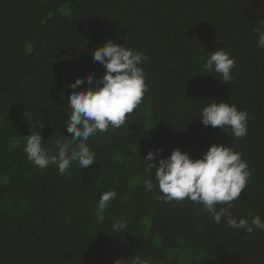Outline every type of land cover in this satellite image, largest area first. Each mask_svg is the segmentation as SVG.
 Returning a JSON list of instances; mask_svg holds the SVG:
<instances>
[{"label":"trees","instance_id":"1","mask_svg":"<svg viewBox=\"0 0 264 264\" xmlns=\"http://www.w3.org/2000/svg\"><path fill=\"white\" fill-rule=\"evenodd\" d=\"M262 20L264 0H0V264H131L135 255L150 264H264V231L213 223L187 199L166 202L143 161L150 151L159 150L147 162L158 166L176 148L199 159L213 144L232 147L251 173L232 216L264 220V49L254 31ZM107 40L148 57L147 93L124 126L89 138L96 163L63 175L40 169L23 151L27 136L40 132L55 153L60 135H72L67 86L104 75L92 52ZM219 49L235 60L229 84L202 71ZM213 99L247 112L244 138L202 125L196 116ZM106 191L117 196L101 223ZM121 220L126 232L113 233Z\"/></svg>","mask_w":264,"mask_h":264},{"label":"clouds","instance_id":"2","mask_svg":"<svg viewBox=\"0 0 264 264\" xmlns=\"http://www.w3.org/2000/svg\"><path fill=\"white\" fill-rule=\"evenodd\" d=\"M254 31L257 47L264 49V20ZM92 58L103 67L104 75L95 81L92 74L77 77L74 83L67 86L70 92L67 110L70 112L67 113L65 127L72 135H60L56 140L55 153L47 149V142L42 141L40 132L27 136L23 151L27 159L40 169L55 166L63 175L73 163L81 169L96 163V154L87 144L89 138L124 126L127 116L134 112L148 91L146 74L141 67L148 57L143 52L107 40L103 46L93 50ZM234 66V58L219 49L209 53L202 71L214 72L220 81L229 84L233 79ZM81 85L85 86L84 90H77ZM196 117L205 127L220 128L225 134L230 133L231 139H242L247 135V112L238 110L234 104L209 100ZM159 156V150L155 153L150 151L143 161L147 164L145 171L149 175L154 172L155 187L166 202L187 199L202 205L213 223L220 224L223 219L228 227L243 229L248 234L255 230L264 231V220L260 215L253 216L249 223L246 218L237 220L230 211L234 207L233 201L240 200L241 192H245L251 175L247 162L232 147L213 144L199 159H192L187 152L176 148L169 156L160 158L158 166L147 163ZM153 188L152 179H146L144 190L151 192ZM116 196L115 191L100 195L96 209L99 222L104 221L105 210ZM126 228L127 223L122 220L115 221L111 226L113 233L126 232ZM115 264H124V261L118 259ZM131 264L150 262L135 255Z\"/></svg>","mask_w":264,"mask_h":264}]
</instances>
